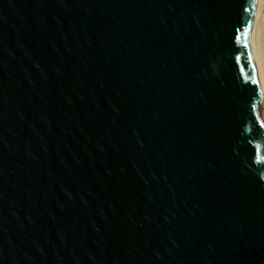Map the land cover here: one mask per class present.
<instances>
[{
    "label": "water",
    "instance_id": "95a60500",
    "mask_svg": "<svg viewBox=\"0 0 264 264\" xmlns=\"http://www.w3.org/2000/svg\"><path fill=\"white\" fill-rule=\"evenodd\" d=\"M257 10L0 0V264H264Z\"/></svg>",
    "mask_w": 264,
    "mask_h": 264
},
{
    "label": "bare ground",
    "instance_id": "6f19581e",
    "mask_svg": "<svg viewBox=\"0 0 264 264\" xmlns=\"http://www.w3.org/2000/svg\"><path fill=\"white\" fill-rule=\"evenodd\" d=\"M249 47L258 83V105L264 127V0H258V10L250 30Z\"/></svg>",
    "mask_w": 264,
    "mask_h": 264
},
{
    "label": "snow or ice",
    "instance_id": "6c2138e0",
    "mask_svg": "<svg viewBox=\"0 0 264 264\" xmlns=\"http://www.w3.org/2000/svg\"><path fill=\"white\" fill-rule=\"evenodd\" d=\"M249 27H250V24H249ZM237 39H239V37H237ZM245 47H247V44H245Z\"/></svg>",
    "mask_w": 264,
    "mask_h": 264
}]
</instances>
